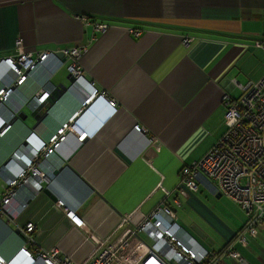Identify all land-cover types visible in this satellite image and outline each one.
I'll use <instances>...</instances> for the list:
<instances>
[{
  "label": "crops",
  "instance_id": "1",
  "mask_svg": "<svg viewBox=\"0 0 264 264\" xmlns=\"http://www.w3.org/2000/svg\"><path fill=\"white\" fill-rule=\"evenodd\" d=\"M99 24L108 27L98 31ZM184 38L191 41L185 44ZM258 39H264V0H0V60L17 55V40L34 56L84 48L78 64L86 82L118 105L96 129L78 124L82 132L97 130L84 140L68 131L49 157L56 176L41 192L27 188L35 199L20 215L0 217L5 263L43 264L22 252L27 246L34 254L57 249L83 264L124 220L138 224L161 204L206 249L221 255L244 227L245 215L233 201L222 200V206L224 196L213 197L202 186L186 196L178 187L179 171L203 158L224 133V94L239 99L241 87L264 75V52L254 46ZM69 74L62 67L48 79L52 93L43 104L34 98L49 73L16 86L22 108L6 102L23 115L0 127V192L4 179L21 170L14 152L39 149L80 111L78 96L61 97ZM58 201L78 213L84 229L70 222ZM184 202L190 221L174 209ZM27 223L36 226L31 244L21 231ZM234 248L246 264H264V232L247 247ZM134 260L140 264L143 257L134 251L129 262Z\"/></svg>",
  "mask_w": 264,
  "mask_h": 264
},
{
  "label": "built area",
  "instance_id": "2",
  "mask_svg": "<svg viewBox=\"0 0 264 264\" xmlns=\"http://www.w3.org/2000/svg\"><path fill=\"white\" fill-rule=\"evenodd\" d=\"M95 27L98 31H105L108 26L99 24ZM183 41L187 44L191 39L184 38ZM254 46L264 52V39L255 40ZM16 51V56L0 60V74L4 72L10 76V79H5L10 81H5L0 76L3 82L11 83L19 77L18 83L23 84L26 74L30 72L36 79L44 80L49 72L66 67L75 78L69 86L74 88L82 102L86 101L90 106L99 98L105 97L97 92L93 84L83 80L84 75L78 61L84 48L63 50L60 57L54 52L34 56L25 52L21 40H17ZM241 90L242 96L236 100L224 94L225 133L203 158L188 161L181 166L178 183L186 196L188 192H196L202 186L214 196L227 197L241 209L246 221L233 242L227 245L221 255L209 251L178 223L169 206L161 204L138 224L124 220L110 238L98 244L83 264H131V254L142 246L147 247V254L140 264H226L225 258L236 264H246L234 246L239 244L247 247L250 239H256L264 232V75L259 81L241 87ZM9 100L15 101L17 106L23 103L11 89L0 96V125L9 118L10 112L2 104ZM106 102L99 105L103 120L94 123V129L117 111L116 102L109 99ZM85 110L87 111L86 105L79 113H85ZM76 115L78 113L74 116ZM87 123L89 122L83 124L81 120L73 125L64 123L59 134L51 137L47 143H42L35 154L29 151L26 155L20 150L14 153L23 166L18 174L4 179V190L0 192V217L6 215L14 218L26 209L28 203L35 199L28 195L27 188L41 192L44 183L54 178L55 168L50 165L49 157L64 141L66 133L72 131L84 140L87 134L91 136L97 131L85 129L82 132L78 124L84 126ZM135 129L142 130L138 125ZM30 184L32 188H29ZM56 205L65 212L76 228H85V222L78 213L66 209L61 201ZM21 231L27 244L34 243L32 235L36 231L35 224L27 223ZM22 252L44 264H74L57 249L46 252L38 250L34 254L24 246ZM0 264H6L2 257Z\"/></svg>",
  "mask_w": 264,
  "mask_h": 264
},
{
  "label": "clouds",
  "instance_id": "3",
  "mask_svg": "<svg viewBox=\"0 0 264 264\" xmlns=\"http://www.w3.org/2000/svg\"><path fill=\"white\" fill-rule=\"evenodd\" d=\"M16 67V66H15ZM58 70H56V71H54V72H49V75H48V77H47V80H45L44 82H40V83H38L39 84V88H40V94L38 95V96H36L34 99L35 100H37V101H39L41 104H43V103H45V100L48 98V96L52 93V91L51 90H47V81H48V79H51L52 77H53V75L57 72ZM34 78V76L32 75V72H30L29 74H26V76H25V79H24V81H23V84L28 80V79H33ZM83 80L84 81H87V80H85V76H84V78H83ZM18 81H19V77H17L14 81H12L11 83H2V87L0 88V96H3L4 95V93L7 91V90H9V89H11V90H13L14 92H15V90H16V86H21V85H23V84H19L18 83ZM88 83H90V82H88ZM91 84V83H90ZM66 93H69V94H71V95H73V96H77V92L74 90V88H72V87H70V86H67V87H64L63 89H62V91H61V97L64 95V94H66ZM41 96V97H40ZM40 97V98H39ZM98 97V96H97ZM101 98H103V97H101ZM3 104V106L10 112V115H9V118L7 119V122L8 123H15V121L14 120H18L17 119V117H18V115L16 114V113H14V112H12V111H10L9 109H8V107L6 106V102H3L2 103ZM86 105V108H87V106H89V105H87V102L85 101V102H82V106H81V109H82V107L83 106H85ZM22 106L23 105H21L20 106V108H22ZM91 106V105H90ZM80 109V110H81ZM80 112V111H79ZM79 112H77L78 113V115H80L81 113H79ZM84 112V111H83ZM82 112V113H83ZM77 113H75V114H77ZM85 113H86V110H85ZM84 113V114H85ZM74 114V115H75ZM20 115V114H19ZM73 115V116H74ZM78 115H76V116H72L71 118H73L72 120H70V122H66V124H71V125H73L74 124V119L78 116ZM15 118V119H14ZM14 119V120H13ZM82 119V117L79 119V120H81ZM12 120V121H11ZM76 123H77V121H75ZM13 124H11L10 126H12ZM3 125V124H2ZM2 125H0V127L2 126ZM10 126H8L6 129H8ZM62 127H63V125L61 126V128L60 129H62ZM5 129V130H6ZM37 128H34L33 129V131H35ZM59 129V130H60ZM4 130V131H5ZM59 130L54 134V135H57V134H59L58 132H59ZM53 135V136H54ZM52 136V137H53ZM28 143V142H27ZM45 143H47V142H45ZM41 146V144L38 146V147H40ZM17 151H19V150H17ZM39 151V149L38 148H36L35 146L34 147H31V153H33V154H35V153H37ZM15 153V152H14ZM13 158L14 159H16V155L15 154H13ZM22 164H21V168H22ZM39 261H41V260H39ZM42 263H43V261H41ZM44 264V263H43Z\"/></svg>",
  "mask_w": 264,
  "mask_h": 264
},
{
  "label": "water",
  "instance_id": "4",
  "mask_svg": "<svg viewBox=\"0 0 264 264\" xmlns=\"http://www.w3.org/2000/svg\"><path fill=\"white\" fill-rule=\"evenodd\" d=\"M58 56L60 57V55L58 54ZM67 80H68V82L69 83H72V82H74L75 81V78H74V76L73 75H71V74H69L68 75V77H67ZM108 98H106V97H103V98H99L96 102H94L91 106H87V111H86V113L82 116V119H81V122L83 123V124H85L86 123V121H88L89 123H91V124H94V123H97L98 122V120H103L101 117V114H100V107H99V105L100 104H106L107 102H106V100H107ZM22 115L23 114H20V115H18V117H17V119H20V118H22ZM11 124H13V123H11ZM10 124V125H11ZM34 129V128H33ZM116 151V153L119 155V156H121L122 158H124L125 160H127V158L120 152V150H118V149H116L115 150ZM128 161V160H127ZM56 172H54V175L56 176ZM45 192L46 193H48L54 200H56V198L52 195V194H50V192L48 191V190H45Z\"/></svg>",
  "mask_w": 264,
  "mask_h": 264
},
{
  "label": "rangeland",
  "instance_id": "5",
  "mask_svg": "<svg viewBox=\"0 0 264 264\" xmlns=\"http://www.w3.org/2000/svg\"><path fill=\"white\" fill-rule=\"evenodd\" d=\"M225 131H226V129H225ZM225 131H224V133H225ZM223 133V134H224ZM223 134L219 137V139L223 136ZM203 190H205L209 195H211V196H213V197H216V196H214V195H212L209 191H207L206 189H203ZM198 196H200V195H198ZM222 200L223 201H226V200H229L230 202H232L230 199H228L227 197H223V198H221V205L222 206H224L225 208H226V206H225V204L224 203H222ZM233 203V202H232ZM234 204V203H233ZM174 209H176V212H177V214H178V217L180 218V219H188V216H187V213H188V209H187V205L185 204V202L183 203V205L182 206H177V205H175V207H174ZM230 213H232L231 211H229ZM237 212H240V211H238L237 210ZM188 221H190V219H188ZM187 221V222H188ZM188 223H190V225H191V222H188ZM191 229V228H190ZM219 249H221V243H218L217 242V250H219ZM146 249L144 248V247H140V248H138L136 251H135V254H136V256L137 255H141L143 258H144V255H146V251H145ZM136 262H135V260H134V262H133V264H135Z\"/></svg>",
  "mask_w": 264,
  "mask_h": 264
}]
</instances>
